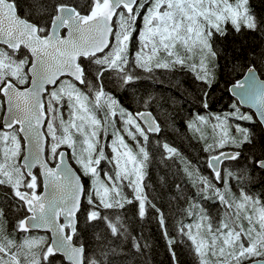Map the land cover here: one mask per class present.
I'll return each mask as SVG.
<instances>
[{
  "label": "snow or ice",
  "instance_id": "6c2138e0",
  "mask_svg": "<svg viewBox=\"0 0 264 264\" xmlns=\"http://www.w3.org/2000/svg\"><path fill=\"white\" fill-rule=\"evenodd\" d=\"M228 24L237 34L247 29L264 37V17L253 12L249 0H86L83 7L71 0H41L35 16L31 7L21 14L20 0H0V45L5 46L0 47V96L7 105L5 123L0 126V186L11 190L17 207L11 230L0 208V264H52L57 254L69 264H100L88 255L86 245L74 241L78 213L82 211L81 195H87L91 206L85 222L103 220L113 235L121 234L123 224L119 218L113 222L99 209L123 208L124 203H132L124 195V188L132 189L143 218L146 204H151L143 195L142 182L150 160L146 145L149 134L161 132L151 112L133 113L122 107L106 91V78L115 74L123 85L133 81L127 50L128 42L138 33L136 67L151 72L153 68L185 66L199 55L198 65L192 63L190 67H198L196 79L211 87L218 64L212 68L209 65L221 54L215 48V38L229 34ZM259 59L264 65V51ZM46 86H52L51 90ZM230 90L241 103L255 107L264 119V79L255 66L248 67L245 79L237 80ZM203 97V106L208 108V93ZM232 108L234 111L223 118L215 117L218 123L212 126L211 143L200 132L204 151L209 153L208 167L224 188L199 175L198 169L194 172L190 162L183 169L196 196L185 197L188 207L184 212L191 222H180L179 235L195 264H264V196H254L245 187L252 179L247 170L237 176L221 168L224 161H237L243 147L252 144L247 129L236 125L233 133L229 125L230 117L252 118L240 113L237 105ZM117 115L124 134L120 129L113 131L109 156L99 136L101 131L107 132L108 118ZM195 120L207 123L201 115ZM45 123L46 133L41 131ZM193 124L189 122V127ZM125 136L135 142L138 151ZM48 137L50 158H59L54 167L48 166L47 158H41ZM157 144L168 154L163 158L179 155L167 142ZM62 145L72 150L71 159L83 174L93 178L91 190L82 186L81 177L65 162V153L58 151ZM229 145L232 151L222 150ZM251 160L253 167L264 170V153L253 155ZM103 161L111 168L103 171L102 179ZM37 165L39 175L32 172ZM231 179L240 184L236 191L230 186ZM41 183L43 194L38 192ZM210 196L223 210L218 220L197 203V197ZM151 207L160 213L155 204ZM159 222L166 227L162 213ZM34 230L52 235H32ZM133 241L139 250L135 237ZM174 242L169 240V250L173 264H178L171 247Z\"/></svg>",
  "mask_w": 264,
  "mask_h": 264
},
{
  "label": "trees",
  "instance_id": "16d2710c",
  "mask_svg": "<svg viewBox=\"0 0 264 264\" xmlns=\"http://www.w3.org/2000/svg\"><path fill=\"white\" fill-rule=\"evenodd\" d=\"M50 2L54 3L55 0H50ZM71 3L83 7L86 0H71ZM20 5L22 15L27 13L31 7L33 16H35L41 7V0H20ZM249 6L258 17H264V0H249ZM139 26H142V23ZM226 27L229 34L226 37L217 36L215 38V48L221 54L218 61H213L209 65L212 68L218 64L216 79L211 87L196 79L198 67L196 70L190 67L192 63L198 65V56L185 66L153 68L151 72L141 68L136 71L135 59L129 58L132 65L129 71L134 75L135 80L128 85H123L115 74L111 79L106 78V91L122 107L129 111L150 110L159 121L161 132L157 135L149 134L150 142L146 146L150 153V160L145 169L146 174L142 183L143 195L147 196L151 204H155L156 208L160 209L166 227H161L160 213H157L151 204H146L145 216L141 218L139 202L135 199V194L132 189L124 188V195L132 200V203H124L123 208L99 209L101 214L108 215L113 222L119 218V223L123 224L124 228L121 229V234L113 235L103 220L94 221L91 224L85 222L87 211L91 210V206L88 205L87 195L84 194L82 211L78 213L80 217L78 233L74 237V241L77 244L86 245L88 255L96 258L100 264H173L169 240L175 241L171 247L176 253L178 264H195L194 256L190 254L179 235L180 222L183 221L185 224L191 222L184 212V209L188 207L185 197L196 196V189L193 188L192 182L183 169L190 162L194 172L198 169L199 175L207 177L216 187L224 188L222 183L214 179V175L208 167L209 153L204 151L205 141L201 139L200 132H203L208 143H211L214 135L212 122L215 117L218 115L223 117L225 114L233 112V104L238 106L236 100L229 94L228 87L240 79L248 67L255 66L260 78L264 79V65L259 59V54L264 51V37L247 29L237 34L231 24ZM0 47L3 46L0 45ZM139 48L138 33H134V38L128 42L127 55H135ZM24 51L26 52V50ZM204 92L208 93L206 98L208 108H205L202 103V100L205 99ZM144 101H147V104ZM238 108L240 113L246 114L252 119L239 120L230 117V128L234 129V122L239 123L242 128L249 131L252 144L243 147L242 155L237 161L224 162L222 169H228L237 176L247 170L252 179L245 183V187L254 196H264V170L253 167L251 160L253 155L260 157L264 153V130L251 111L240 106ZM197 115L204 116L207 123L201 125L199 121L195 120ZM99 117L103 120L102 112L99 113ZM65 118H67L66 111ZM119 121L118 115L108 118L107 125L111 123L112 129L107 126L106 133L101 131L99 139L102 146H106L107 137H111L109 139L112 142V134L116 129L115 123H119ZM189 122H194L193 127H189ZM197 126L200 131L196 130ZM157 141L167 142L170 146L175 147L179 155L163 158L168 154L158 146ZM61 147L68 150L70 161L80 174L84 188L91 190L93 178L90 175L85 176L76 161L71 159V149L66 145ZM225 149L232 148L229 145L222 150ZM106 151L109 156L112 155L110 154L111 147ZM47 160L54 163L50 155L47 156ZM100 167L103 179V171H109L111 165L107 161H103ZM124 183L126 184L127 181ZM177 185L180 187L177 188ZM230 186L236 191L240 184L236 179H231ZM197 203L214 219L216 217L212 213L213 210L223 211L219 201L211 196L208 199L197 197ZM0 208L4 209L9 230H11V226L15 224L17 218V207L13 204L11 190L5 186H0ZM124 229L127 231L125 232ZM32 235L49 237L48 233L38 231H33ZM133 237L136 238L135 243L140 245L139 250L133 246ZM52 264L69 263L57 254Z\"/></svg>",
  "mask_w": 264,
  "mask_h": 264
},
{
  "label": "water",
  "instance_id": "95a60500",
  "mask_svg": "<svg viewBox=\"0 0 264 264\" xmlns=\"http://www.w3.org/2000/svg\"><path fill=\"white\" fill-rule=\"evenodd\" d=\"M61 31H65V30H61ZM26 51H27V50H26ZM250 67H251V66H250ZM257 73H258V72H257ZM246 75H247V70L245 71V73L243 74V76H242L240 79H238V80L243 81V80L245 79V76H246ZM236 81H237V80H236ZM236 81H235V82H236ZM235 82L229 85V87H228V92H229V94H230V95H231V96L237 101V103H238L239 106H241L242 108H245V109L250 110V111L254 114L256 120L260 123L262 129L264 130V119L261 118V116H260L258 110H257L255 107H252V106H251L250 104H248V103H241V102H240V97L237 96V95L235 94V92H233V91L230 90V89H232V86H233V84H235ZM48 87H52V86H46V88H48ZM3 101H4V106H5V108H4V111H3V115H2V117H1V125H3V124L5 123L4 117H5L6 113H7V105H6V102H5L4 98H3ZM140 111H149V110H140ZM149 112H151V111H149ZM151 113H152V112H151ZM152 114H153V113H152ZM153 116H154V114H153ZM154 117H155V116H154ZM155 118H156V117H155ZM157 122H158V121H157ZM43 126H44V125H42V128H41V131H42V132H44V131H43ZM17 127H18V126H17ZM46 145H47V139H46V141H45V152H46ZM60 151H62V152L65 153L64 159H65V162L68 164V166L71 167V168L73 169V171H74L77 175H79V173L77 172V170L72 166V164H71L70 161H69L67 150H66V149H61ZM224 151H232V150H224ZM41 158H42V159H45V158H46L45 153L42 154V157H41ZM21 162H22V157H21ZM46 162L48 163V166H50V167H54V166H55V164H54V165H51V164L47 161V159H46ZM58 162H59V158L56 159V163H58ZM224 162H225V161H224ZM224 162H223V163H224ZM222 165H223V164H222ZM222 165H221V166H222ZM36 168H37L38 171L40 172L39 165H37ZM34 169H35V168L32 169V172H33ZM212 171H213V170H212ZM79 176H80V175H79ZM80 177H81V176H80ZM40 178H41V182H42L43 177L41 176ZM81 184H82V186L84 187V184H83V182H82V179H81ZM43 191H44V189H43V185H42V183H41V191H40V193L43 194ZM83 195H84V194L81 195V200H82V198H83ZM61 221H63V218H61ZM34 231H42V232H46L45 230H34ZM47 233L49 234V238H50L51 235H52V233H50V232H47ZM58 255L61 256V257L63 258L62 255H60V254H58ZM63 259H64V258H63ZM64 261L67 262V263H69V262H68L67 260H65V259H64Z\"/></svg>",
  "mask_w": 264,
  "mask_h": 264
},
{
  "label": "rangeland",
  "instance_id": "374dc122",
  "mask_svg": "<svg viewBox=\"0 0 264 264\" xmlns=\"http://www.w3.org/2000/svg\"><path fill=\"white\" fill-rule=\"evenodd\" d=\"M198 57H199V55H197ZM196 58V57H195ZM194 58V59H195ZM2 101H0V115H1V111H2ZM223 118V117H222ZM200 123V122H199ZM216 123H218V121H216V120H214L213 122H212V126L214 125V124H216ZM202 125V124H201ZM236 125H239L240 127H241V125L239 124V123H236V122H234V129H231V131L234 133V131H235V126ZM218 131V130H217ZM45 132H47V127H45ZM100 137V136H99ZM210 142H212V141H210ZM50 144H51V138L49 137V145H48V149L50 148ZM109 145H111V142L110 143H108V146ZM105 147V146H104ZM47 155H50L49 154V151H48V153H47ZM128 189H131V188H128ZM212 213H214V216L216 217V219L217 218H219V216H220V214H222V211L221 210H213L212 211ZM218 220V219H217Z\"/></svg>",
  "mask_w": 264,
  "mask_h": 264
},
{
  "label": "flooded vegetation",
  "instance_id": "af4514ba",
  "mask_svg": "<svg viewBox=\"0 0 264 264\" xmlns=\"http://www.w3.org/2000/svg\"><path fill=\"white\" fill-rule=\"evenodd\" d=\"M128 57H129V58H132V59H135V55H133V56H128ZM134 66H135V63H134ZM135 70L137 71V70H139V68L136 67ZM133 80H135V79H133ZM48 89L51 90V88H48ZM46 97H47V96L45 95V96H44V101H45V103L47 102V98H46ZM128 111H129V110H128ZM130 112L135 113L136 111H130ZM123 128H124L123 122L120 121V123H119L117 129H120V130H122V132H123ZM123 134H124V133H123ZM125 139H126V142H128V144L134 148V151H136L137 149L135 148V142L129 140L126 136H125ZM107 143H109V140H107ZM107 145H108V144H107ZM110 154H112V153H110Z\"/></svg>",
  "mask_w": 264,
  "mask_h": 264
}]
</instances>
